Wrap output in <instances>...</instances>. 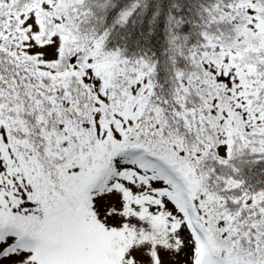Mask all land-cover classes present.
Wrapping results in <instances>:
<instances>
[{
	"label": "snow or ice",
	"instance_id": "6c2138e0",
	"mask_svg": "<svg viewBox=\"0 0 264 264\" xmlns=\"http://www.w3.org/2000/svg\"><path fill=\"white\" fill-rule=\"evenodd\" d=\"M0 264H264V0H0Z\"/></svg>",
	"mask_w": 264,
	"mask_h": 264
}]
</instances>
